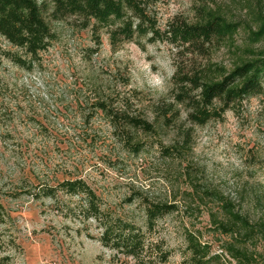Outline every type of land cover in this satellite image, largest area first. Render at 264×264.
I'll use <instances>...</instances> for the list:
<instances>
[{"label":"rangeland","instance_id":"374dc122","mask_svg":"<svg viewBox=\"0 0 264 264\" xmlns=\"http://www.w3.org/2000/svg\"><path fill=\"white\" fill-rule=\"evenodd\" d=\"M246 1L264 15V0L147 4L162 30L175 17L194 21L201 4L250 23ZM50 26L55 39L30 71L0 55V264H161L163 252L169 254L164 264H181L187 233L210 247L218 258L213 264H238L226 251L233 240L213 221L222 218L219 202L203 192H218L252 223L264 221V82L262 94L197 127L186 107L173 106V73L187 59L195 68L230 69L247 41L243 24L232 40L190 55L148 36L112 49L111 28H84L78 17ZM1 51L20 54L0 38ZM100 102L120 117L110 120L96 107ZM128 118L152 130L134 128ZM74 179L95 195L100 222L81 213L83 195L59 189L46 195V188ZM163 202L176 211L147 229L144 204ZM118 222L140 234L136 255L102 246L101 224ZM245 248L264 254L260 237Z\"/></svg>","mask_w":264,"mask_h":264},{"label":"trees","instance_id":"16d2710c","mask_svg":"<svg viewBox=\"0 0 264 264\" xmlns=\"http://www.w3.org/2000/svg\"><path fill=\"white\" fill-rule=\"evenodd\" d=\"M147 2L148 0H0V38L20 53L11 55L7 51H1L0 55L17 67L30 71L39 54L55 39L51 22L69 16L80 18L84 28H111L108 41L112 49L120 42L148 36L150 42H168L175 49L176 55L207 53L209 45L214 41L232 40L243 24L247 31V41L230 69L213 63L195 68L190 59L185 64L181 62L175 66L173 82L177 84L178 91L174 94L173 106L186 107L188 121L194 126L202 127L210 120L220 119L225 111L232 110L243 101L262 94L264 15L260 7L253 8L245 2L250 21L247 23L228 20L219 9L201 4L194 8V21L186 22L175 17L159 30L154 19L149 16ZM96 105L110 116V120L120 117L107 109L105 103ZM127 121L134 128L148 132L152 130L151 125L139 118H128ZM56 189L69 196L83 195L85 202L81 213L86 218L101 221L97 199L84 182L79 179L64 180L54 188H46L45 193L51 196ZM203 194L210 195L212 200L219 202L222 218L213 221L217 231L233 240L226 246L228 255L238 264H253L256 262L255 256L264 264V254H256L245 248L246 244L258 237L262 239L264 247V221L250 222L237 206L221 197L218 192L204 191ZM176 209L174 204L164 202L144 204L146 228H151L158 218L173 213ZM113 225L115 227L101 224L102 246H112L126 256L136 255L142 248L136 228L125 222ZM184 243L187 257L181 264H213V260L218 261L216 255H210V247L200 243L193 234L187 233ZM159 255V263H166L169 254L163 252Z\"/></svg>","mask_w":264,"mask_h":264}]
</instances>
